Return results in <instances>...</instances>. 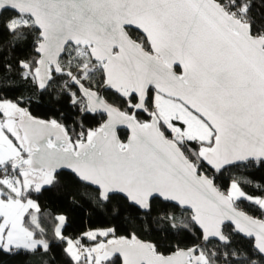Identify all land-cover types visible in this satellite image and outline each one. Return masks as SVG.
<instances>
[{
	"label": "snow or ice",
	"instance_id": "1",
	"mask_svg": "<svg viewBox=\"0 0 264 264\" xmlns=\"http://www.w3.org/2000/svg\"><path fill=\"white\" fill-rule=\"evenodd\" d=\"M0 264H264V0H0Z\"/></svg>",
	"mask_w": 264,
	"mask_h": 264
}]
</instances>
